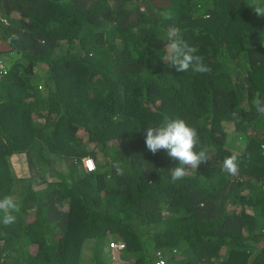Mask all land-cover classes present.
Wrapping results in <instances>:
<instances>
[{
  "label": "trees",
  "instance_id": "obj_1",
  "mask_svg": "<svg viewBox=\"0 0 264 264\" xmlns=\"http://www.w3.org/2000/svg\"><path fill=\"white\" fill-rule=\"evenodd\" d=\"M254 5L0 0V198L19 209L0 222V264H115L112 240L125 243L120 264H158V252L166 264H264V116L252 102L264 98V16ZM170 25L210 73L161 59ZM176 117L209 153L173 182L178 161L149 152L145 134ZM234 152L231 176L222 163Z\"/></svg>",
  "mask_w": 264,
  "mask_h": 264
},
{
  "label": "clouds",
  "instance_id": "obj_2",
  "mask_svg": "<svg viewBox=\"0 0 264 264\" xmlns=\"http://www.w3.org/2000/svg\"><path fill=\"white\" fill-rule=\"evenodd\" d=\"M252 9L259 16H264V0H255ZM164 42L165 47L161 59L168 67L174 68L178 73H185L189 70L200 74L211 72V68L204 63L203 57L195 54L198 51L197 48L190 46L183 40L180 29L175 25H170L167 28ZM252 102L256 112L264 116V98L257 94ZM145 145L147 150L154 155L160 150H165L173 161H178V166L169 171L173 182L185 178L189 174L188 170L190 168L198 169L202 162L208 161L209 149L200 144L198 130L180 117L166 119L162 124H159V127H147ZM198 145L199 150H197ZM113 168L118 176L124 175L120 162L114 163ZM239 170L237 153L234 152L224 158L222 163L223 172L235 176L238 175ZM16 211H19V209L11 195L0 198V214H2L0 215V222L5 226L14 223L16 217L13 213ZM109 247L108 251L111 253ZM122 252L119 253L120 256ZM110 256H112V253ZM156 257L157 261L160 259L166 264L165 255L158 252Z\"/></svg>",
  "mask_w": 264,
  "mask_h": 264
},
{
  "label": "built area",
  "instance_id": "obj_3",
  "mask_svg": "<svg viewBox=\"0 0 264 264\" xmlns=\"http://www.w3.org/2000/svg\"><path fill=\"white\" fill-rule=\"evenodd\" d=\"M0 67L4 70L2 65ZM84 167L88 172L96 170L95 162L91 157L84 159ZM109 246L111 253H120L125 249V244L122 241H112ZM158 264H164V261L159 259Z\"/></svg>",
  "mask_w": 264,
  "mask_h": 264
},
{
  "label": "rangeland",
  "instance_id": "obj_4",
  "mask_svg": "<svg viewBox=\"0 0 264 264\" xmlns=\"http://www.w3.org/2000/svg\"><path fill=\"white\" fill-rule=\"evenodd\" d=\"M226 130L229 132V134H230V138L231 137H233V125L232 124H226ZM241 141H237V145H239V143H240ZM236 150V149H235ZM238 151V150H237ZM13 163H14V166H15V169H16V172H17V174L21 177V172H20V170H21V165H20V163L18 162V160H17V158L15 157V158H13ZM23 169L25 170V171H27V166L25 165L24 167H23ZM109 255H111V253H109ZM119 256H120V254L119 253H112V256H111V259H112V261L115 263V264H119V263H121V261H120V258H119Z\"/></svg>",
  "mask_w": 264,
  "mask_h": 264
}]
</instances>
